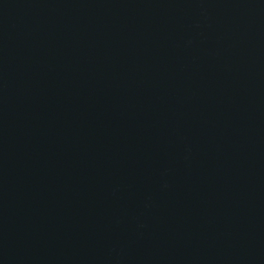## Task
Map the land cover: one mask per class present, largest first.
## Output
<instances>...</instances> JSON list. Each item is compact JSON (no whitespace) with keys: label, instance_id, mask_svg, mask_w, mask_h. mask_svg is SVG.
<instances>
[{"label":"water","instance_id":"1","mask_svg":"<svg viewBox=\"0 0 264 264\" xmlns=\"http://www.w3.org/2000/svg\"><path fill=\"white\" fill-rule=\"evenodd\" d=\"M0 264H264V0H0Z\"/></svg>","mask_w":264,"mask_h":264}]
</instances>
